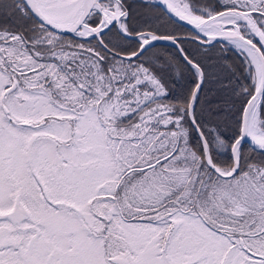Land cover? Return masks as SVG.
Returning <instances> with one entry per match:
<instances>
[{"label": "snow or ice", "instance_id": "snow-or-ice-1", "mask_svg": "<svg viewBox=\"0 0 264 264\" xmlns=\"http://www.w3.org/2000/svg\"><path fill=\"white\" fill-rule=\"evenodd\" d=\"M0 264H264V0H0Z\"/></svg>", "mask_w": 264, "mask_h": 264}]
</instances>
